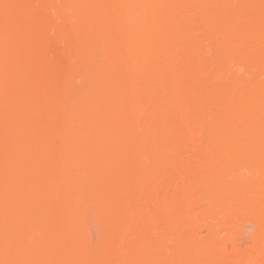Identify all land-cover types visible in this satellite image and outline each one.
Here are the masks:
<instances>
[{"label":"rangeland","instance_id":"obj_1","mask_svg":"<svg viewBox=\"0 0 264 264\" xmlns=\"http://www.w3.org/2000/svg\"><path fill=\"white\" fill-rule=\"evenodd\" d=\"M125 262L264 264V0H0V264Z\"/></svg>","mask_w":264,"mask_h":264},{"label":"bare ground","instance_id":"obj_2","mask_svg":"<svg viewBox=\"0 0 264 264\" xmlns=\"http://www.w3.org/2000/svg\"><path fill=\"white\" fill-rule=\"evenodd\" d=\"M135 31V30H134ZM140 38V37H139ZM129 39V38H128ZM136 39V38H135ZM140 40V39H139ZM139 40H136V41H139ZM131 41H133V40H131ZM130 43V42H129ZM133 44H134V42H132ZM135 44H136V42H135ZM142 45H143V43H142ZM144 46V45H143ZM130 48V47H129ZM129 48H127V49H129ZM135 48V47H134ZM136 49V48H135ZM130 50V49H129ZM138 50H139V48H138ZM132 51H133V49H132ZM104 72V71H103ZM103 75V74H102ZM138 106V105H137ZM133 109H135V108H133ZM85 113V112H84ZM89 113V112H88ZM94 113V112H93ZM92 115V114H91ZM127 117V116H126ZM121 122V121H120ZM123 123V122H122ZM114 124V123H113ZM117 124V123H116ZM124 124V123H123ZM118 125H120L119 124V122H118ZM120 128V127H119ZM120 129H122V128H120ZM125 130V129H124ZM119 131V130H118ZM116 135H118V134H116ZM119 135H120V133H119ZM122 135V134H121ZM124 135V134H123ZM115 136V135H114ZM113 136V137H114ZM260 136V135H259ZM121 137V136H120ZM123 137V136H122ZM261 137V136H260ZM87 138H88V136H87ZM95 138V137H94ZM101 138V137H100ZM116 138V137H115ZM119 138V137H118ZM105 139V138H104ZM103 139V140H104ZM260 139V138H259ZM93 140V139H92ZM118 140V139H117ZM116 140V141H117ZM125 140V139H124ZM127 140V139H126ZM101 141V140H100ZM120 141V140H119ZM121 142V141H120ZM83 145H84V143H83ZM80 147V146H79ZM83 149H85V148H83ZM85 151V150H84ZM66 154V153H65ZM70 156V155H69ZM102 156V155H101ZM105 156H107V155H105ZM82 163H86V162H82ZM83 165V164H82ZM85 170V169H84ZM85 184H83V186H84ZM87 186H88V184H87ZM84 187H86V186H84ZM87 188V187H86ZM82 189V188H81ZM88 190V189H87ZM82 192V191H81ZM85 192H86V189H85ZM83 194V193H82ZM86 195V194H85ZM71 222H73V221H71ZM76 222V221H75ZM192 223H193V221H192ZM75 225V224H74ZM72 226V225H71ZM79 226V225H78ZM132 228V227H131ZM141 228V227H140ZM73 229H74V226H73ZM76 229V228H75ZM71 230V229H70ZM144 230V229H143ZM146 233V232H145ZM76 234V233H75ZM130 234V233H129ZM84 235V234H83ZM126 236V235H125ZM142 236V235H141ZM133 238V237H132ZM142 238V237H141ZM121 239H123V238H121ZM128 239V238H127ZM135 240V239H134ZM154 240V239H153ZM136 241V240H135ZM137 241H139L138 239H137ZM143 241V240H142ZM141 241V242H142ZM157 241V240H156ZM125 242V241H124ZM126 242H128V241H126ZM137 243V242H136ZM145 243V242H144ZM150 244H151V241L149 242ZM148 243V244H149ZM115 244V243H114ZM126 244V243H125ZM135 244V243H134ZM154 245V244H153ZM131 246V245H130ZM145 246V245H144ZM152 245H150V247H151ZM113 247H115V246H113L112 245V248ZM122 247V246H121ZM133 247V246H132ZM136 247H138V246H136ZM135 247V248H136ZM142 247V246H141ZM147 247V246H146ZM153 247V246H152ZM107 248V247H106ZM139 248H140V246H139ZM115 250V249H114ZM109 251V250H108ZM146 251V250H145ZM81 252V251H80ZM129 252H130V250H129ZM128 252V253H129ZM144 252V251H143ZM87 253V252H86ZM114 253H115V251H114ZM96 254V253H95ZM106 254V253H105ZM126 254V253H125ZM94 255V254H93ZM110 255V254H109ZM114 256H115V254H113ZM129 256V255H128ZM121 257H123V255L121 256ZM121 257H120V259H121ZM95 258V257H94ZM112 258V257H111ZM115 258V257H114ZM93 259V258H92ZM124 259V258H123ZM134 259V258H133ZM132 258H131V260H133ZM187 259V258H186ZM71 259H69V261H70ZM136 260V259H135ZM184 260H185V255H184ZM97 261V260H96ZM123 261H125V260H123ZM137 261V260H136ZM105 262V261H104ZM113 262V261H112ZM115 262V261H114ZM113 262V263H114ZM131 262V261H130ZM220 262V261H219ZM70 263V262H69ZM72 263V262H71ZM126 263V262H125ZM137 263V262H136ZM142 263V262H141ZM74 264V263H73ZM123 264V263H122ZM127 264V263H126ZM215 264H217V262L215 263ZM222 264H223V262H222ZM225 264V263H224Z\"/></svg>","mask_w":264,"mask_h":264}]
</instances>
